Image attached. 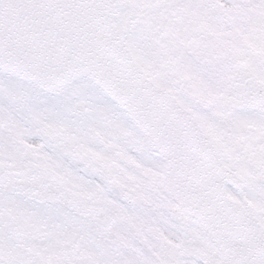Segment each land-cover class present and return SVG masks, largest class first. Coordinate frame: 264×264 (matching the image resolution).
<instances>
[{
	"label": "snow or ice",
	"instance_id": "snow-or-ice-1",
	"mask_svg": "<svg viewBox=\"0 0 264 264\" xmlns=\"http://www.w3.org/2000/svg\"><path fill=\"white\" fill-rule=\"evenodd\" d=\"M0 264H264V0H0Z\"/></svg>",
	"mask_w": 264,
	"mask_h": 264
}]
</instances>
